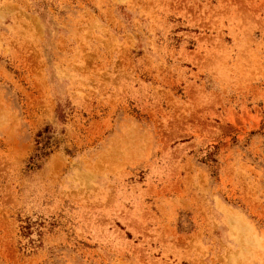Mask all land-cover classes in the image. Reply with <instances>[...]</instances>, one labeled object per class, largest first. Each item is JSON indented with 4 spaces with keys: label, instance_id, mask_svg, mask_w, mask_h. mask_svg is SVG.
Segmentation results:
<instances>
[{
    "label": "rangeland",
    "instance_id": "rangeland-1",
    "mask_svg": "<svg viewBox=\"0 0 264 264\" xmlns=\"http://www.w3.org/2000/svg\"><path fill=\"white\" fill-rule=\"evenodd\" d=\"M0 264H264V0H0Z\"/></svg>",
    "mask_w": 264,
    "mask_h": 264
}]
</instances>
